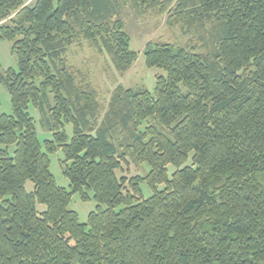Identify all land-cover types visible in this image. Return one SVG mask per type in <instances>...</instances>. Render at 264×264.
<instances>
[{"label":"trees","instance_id":"trees-1","mask_svg":"<svg viewBox=\"0 0 264 264\" xmlns=\"http://www.w3.org/2000/svg\"><path fill=\"white\" fill-rule=\"evenodd\" d=\"M128 7L168 13L200 49L147 45L154 92L118 86L100 122L67 55L86 40L125 75L139 58ZM1 40L19 69L0 64L13 106L0 116V264H264V0H0ZM58 150L70 190L50 170ZM129 159L149 173L120 176ZM77 193L98 204L87 224Z\"/></svg>","mask_w":264,"mask_h":264},{"label":"rangeland","instance_id":"rangeland-1","mask_svg":"<svg viewBox=\"0 0 264 264\" xmlns=\"http://www.w3.org/2000/svg\"><path fill=\"white\" fill-rule=\"evenodd\" d=\"M168 17V13L158 14L151 12L147 13V15H141L136 13L131 7L124 9L122 18L131 38L130 47L139 53L137 62L125 75H120L116 71L108 55L101 53L99 49L86 40H82L69 49L67 55L69 64L79 71V79L82 80V83L91 85L97 91L99 102L103 107L100 122L105 115L112 94L118 86L121 85L132 89L145 88L154 92L156 88V76L163 73V71L146 67L144 52L147 45L164 42L184 48L197 47V50L200 49L199 43L192 34L185 33L178 26L170 28L167 24ZM12 46L13 43L8 40L0 41V64L3 74L9 69H19L18 59L12 52ZM29 112L34 118L40 142L44 143L45 140H51L53 133L43 126V117L40 111L31 106ZM12 114L13 106L10 93L7 87L0 83V116ZM151 123L153 124L154 122L151 121ZM65 131L69 138L73 137V127L71 124L65 127ZM2 147L0 146V148ZM50 159V170L57 184L70 190V181L64 175L61 165V161L65 159L63 151L58 150L50 156ZM129 161V166H124V170L119 173L120 176L132 178L138 175L146 176L149 173L150 166L148 164L137 165L132 159H129ZM27 187L31 190L33 185L28 182ZM142 188L146 198L152 196L151 189L148 188L147 184H144ZM97 207L98 204L95 200L92 199L85 202L81 199L79 193L73 195L70 204V210L78 214L82 224L88 223L90 214L96 211Z\"/></svg>","mask_w":264,"mask_h":264}]
</instances>
